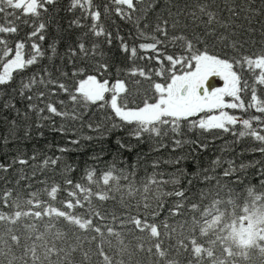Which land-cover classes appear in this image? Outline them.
<instances>
[{
  "label": "trees",
  "instance_id": "trees-1",
  "mask_svg": "<svg viewBox=\"0 0 264 264\" xmlns=\"http://www.w3.org/2000/svg\"><path fill=\"white\" fill-rule=\"evenodd\" d=\"M95 2L102 5L106 0ZM67 3L68 0H62L61 7ZM59 15L66 31L63 38H58V56L54 60L46 56L24 72L14 74L12 84L0 86L4 99L9 98L21 77H29L44 67L53 73L54 79L58 77L73 87L83 78L68 79L60 76V71L71 76L73 65L65 53L87 28H68L74 15H80L79 9L75 14L62 11ZM104 22L113 37L118 28L130 46L135 44L138 48L140 43L151 42L135 38V28L114 14ZM156 22L155 15L150 14L141 28L148 23L150 27L144 31L152 33ZM254 27L257 31L252 41L243 33L240 36L244 42L240 51L246 55L261 47L259 25ZM31 31L30 27L21 25L18 34L6 38L13 48L16 41L23 40L27 55L31 52L32 41L28 39ZM178 32L169 28V35ZM56 35L55 26H50L45 41H39L38 37L33 40L47 52ZM85 41L89 46L99 41L110 56V74H97L101 82L107 78L109 86L117 79V67L129 68L133 64L160 67L155 59L129 60L127 54L119 51V41L115 38L111 47L104 37L97 38L91 33ZM161 50L168 54L180 51L171 45L161 46ZM215 51L234 54L231 49ZM137 54L155 56L139 48ZM74 59L77 67L85 66L79 58ZM164 64L168 65V61ZM244 75L251 80L249 73ZM119 78L133 79L123 73ZM153 80L165 82L155 76ZM150 83L142 80L141 96L136 99L142 100L143 88ZM53 90L57 95H46L43 101L32 103L44 108L50 99L57 108H62L58 101L67 100V95L59 89ZM34 91L47 90L41 85ZM258 94L264 96V89L258 88ZM106 97L110 99L111 93H106ZM250 98L248 93L246 102ZM15 102L21 114L27 111L29 101L21 100L17 94ZM102 111L111 112L110 108L100 110L93 106L85 121L93 112L95 119L100 120ZM225 111L242 118L260 115L254 110ZM44 115L51 116L47 111ZM205 115L209 114L201 113L191 119ZM13 118L16 113L3 110L0 101V165L3 166L0 168V264H264V153L257 151L262 145L250 136L240 138L218 129L190 130L187 122H183L181 135L175 138L188 142L176 148L173 134L169 133L160 147L159 139H149L147 134L142 140L129 136L131 126L100 136L86 123L81 129L79 121L52 116L50 120L40 121L42 126L37 127L33 112L27 121L22 115L18 118L22 126L12 137L8 121ZM61 125L68 131L56 130ZM28 126L30 135L26 136ZM240 130L238 124L235 131ZM87 136L92 139H85ZM73 140L79 143L74 144ZM118 140L130 145V149L120 148ZM57 157L56 165L44 164L46 159ZM177 157L185 159L179 164L166 162ZM20 159L27 163L21 164ZM154 162L158 163L154 166ZM230 165L234 171L225 174Z\"/></svg>",
  "mask_w": 264,
  "mask_h": 264
},
{
  "label": "snow or ice",
  "instance_id": "snow-or-ice-1",
  "mask_svg": "<svg viewBox=\"0 0 264 264\" xmlns=\"http://www.w3.org/2000/svg\"><path fill=\"white\" fill-rule=\"evenodd\" d=\"M61 4L62 0H0V86L12 84L14 74L24 72L46 56L49 60L58 56V38H63L66 31L60 23V12L75 14L79 9L80 15H74L68 22V28H87L74 46H68L65 53L73 65L71 76L57 70L60 76L68 79L83 77L76 81L75 87L58 77L54 79L53 73L44 67L29 77H21L8 99L3 98L5 93L0 88L2 109L16 113V118L8 121L9 136L14 137L22 126L18 122L21 115L27 121L29 113L34 112L37 127L42 126L40 121L50 120L52 116L79 121L81 129L86 123L90 130L98 132L100 136L131 126L128 135L136 140H142L147 134L149 139L158 138L159 146L162 147L163 138L171 133L174 146L180 148L188 141L175 137L181 135L183 122H187L190 130L209 132L218 129L224 133L232 132L240 138L250 136L262 145L257 151L264 153V96L258 94V88L264 89V0H106L102 5L95 0H68L66 6L61 7ZM113 14L135 28V38L151 41L140 43L138 48L146 53H155L154 57L138 56L137 46H130L118 28L113 37L104 22L112 19ZM150 14L155 15L157 21L152 33L144 31L150 27L148 23H144L141 28V23L148 20ZM88 20L90 24L86 23ZM112 22L115 23V20ZM21 25L32 29L28 33V39L32 41L31 52L27 55L23 40L16 41L13 48L6 38L7 35L18 34ZM254 25H259L261 47L251 55H246L240 51L244 44L240 36L243 33L252 41L257 31ZM50 26H55L57 35L48 44L46 52L33 38L45 41ZM169 28L173 32L179 30L178 34L169 35ZM89 33L97 38L104 37L109 47L114 38L118 40L119 51L127 54L129 60L155 59L160 67L146 68L135 64L129 68L117 67V79L109 86V80L105 78L101 82L97 74H110L111 58L99 41H93L91 46L86 43L85 37ZM168 45L179 48V53L168 54L161 50V46L167 48ZM217 48L231 49L234 54L230 55L227 51L217 53ZM74 58H79L85 66L77 67ZM165 60L168 65L164 64ZM179 70H183L182 74H177ZM89 72L96 74H87ZM245 72L249 73L251 80L244 75ZM121 73L133 79H120ZM154 76L165 82L153 80ZM209 76H219L224 81V87L215 88L212 84L206 87ZM142 80L151 83L143 88L142 100H138L136 98L141 96ZM41 85L47 91H34ZM53 89H59L67 95V100L58 101L62 108H57L50 99L45 102L44 108L32 103L34 100L43 101L46 95H57ZM106 93H111L110 99ZM248 93L251 98L246 102ZM17 94L21 100L29 101L27 111L22 114L16 108ZM225 97H230L231 101L226 102ZM93 106L100 110L110 108L111 112L102 111L100 120L95 119L93 112L85 121V116L92 112ZM225 109H237L244 113L254 110L260 115L242 118ZM45 111L51 116L44 115ZM201 113L210 115L201 116L198 120L191 119ZM238 124L241 130L236 132ZM29 128L25 127L26 136L30 135ZM56 130L62 133L68 131L63 125ZM72 131L75 132V129ZM84 138L92 139L91 136ZM4 139L7 141L8 137ZM72 143H79V140H73ZM117 144L122 149L131 147L119 140ZM183 159L185 157H177L166 162L179 164ZM58 160L59 157L49 158L44 164L50 162L56 165ZM19 162L27 163L24 159ZM0 168L3 166L0 165ZM229 171H234L231 165L225 174Z\"/></svg>",
  "mask_w": 264,
  "mask_h": 264
},
{
  "label": "rangeland",
  "instance_id": "rangeland-1",
  "mask_svg": "<svg viewBox=\"0 0 264 264\" xmlns=\"http://www.w3.org/2000/svg\"><path fill=\"white\" fill-rule=\"evenodd\" d=\"M205 86L207 87V84H205ZM213 87H215V88L224 87V81L222 79H220V80L214 82ZM209 91H211V89H209ZM227 98H229V99H227ZM225 100H226V102H229V100L231 101V98L230 97H225ZM215 114H218V113H215Z\"/></svg>",
  "mask_w": 264,
  "mask_h": 264
},
{
  "label": "flooded vegetation",
  "instance_id": "flooded-vegetation-1",
  "mask_svg": "<svg viewBox=\"0 0 264 264\" xmlns=\"http://www.w3.org/2000/svg\"><path fill=\"white\" fill-rule=\"evenodd\" d=\"M221 78L219 76H209L208 77V81L206 82V84H214V82L220 80Z\"/></svg>",
  "mask_w": 264,
  "mask_h": 264
}]
</instances>
